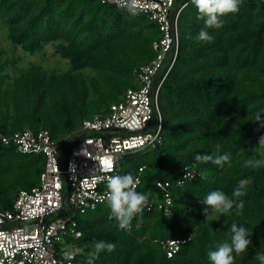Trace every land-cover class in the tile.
Masks as SVG:
<instances>
[{
  "label": "trees",
  "instance_id": "16d2710c",
  "mask_svg": "<svg viewBox=\"0 0 264 264\" xmlns=\"http://www.w3.org/2000/svg\"><path fill=\"white\" fill-rule=\"evenodd\" d=\"M177 3L185 4L177 18V51L157 97L161 141L121 155L117 164V175L138 176L136 190L155 204L132 220L130 231L110 218L108 202L76 214L80 264H87L98 241L116 248L101 252L94 264H211L208 252L230 242L232 223L251 234L247 250L233 252L234 264H259L256 254L264 253V167H245L250 157L264 158L257 151L264 127L253 121L264 116V2L241 0L237 13L222 17V28L208 29L211 42L195 39L204 22L191 0ZM0 20L13 45L34 54L51 44L69 65L64 71L37 62L19 67L17 57L0 54V133L47 129L53 140L120 101L155 57L152 44L161 35L147 15L100 0H0ZM225 153L231 159L223 167L192 166L197 154ZM44 161L42 154L0 143V209H12L20 190L39 185ZM187 168L198 174L184 177ZM242 179L252 180L238 198L244 201L242 214L232 209L207 218L213 210L205 214L206 194L220 190L231 197ZM156 181L170 184L168 211L156 204L163 201ZM188 235L167 257L163 243Z\"/></svg>",
  "mask_w": 264,
  "mask_h": 264
},
{
  "label": "built area",
  "instance_id": "2783aa9c",
  "mask_svg": "<svg viewBox=\"0 0 264 264\" xmlns=\"http://www.w3.org/2000/svg\"><path fill=\"white\" fill-rule=\"evenodd\" d=\"M100 1L118 6L115 0ZM175 4L176 0H139L137 12L159 26L161 35L152 44L156 55L139 69L134 87L126 89L106 113L83 119L77 130L61 140H53L47 129L0 133V143H11L21 153L42 154L45 159L39 185L20 190L12 209H0V264H80L81 247L75 241L82 232L74 216L108 202L107 177L117 175L121 155L161 141V115L159 111L157 118L155 113L159 110L158 91L175 58L177 18L185 5L181 4L173 23ZM195 174L198 172L188 168L184 171L186 178ZM181 183L183 180L178 181ZM156 185L163 191V201L156 204L168 211L170 184L156 181ZM64 194L68 209L62 203ZM154 204L155 199L150 198L147 205ZM190 238L164 242L167 257Z\"/></svg>",
  "mask_w": 264,
  "mask_h": 264
},
{
  "label": "clouds",
  "instance_id": "9594fccd",
  "mask_svg": "<svg viewBox=\"0 0 264 264\" xmlns=\"http://www.w3.org/2000/svg\"><path fill=\"white\" fill-rule=\"evenodd\" d=\"M121 9H125L132 14H136L139 0H115ZM198 12V19H202L204 27L200 29L195 39L199 42H211L214 37L209 34V28H222L224 20L222 17L235 14L239 11L241 0H191ZM260 127H264V116L257 114L253 120ZM257 151L264 157V135L259 137ZM231 159L228 153L223 155L197 154L194 157L193 167L198 163L212 162L223 167ZM245 167L260 168L264 167V158L257 159L250 157L245 161ZM139 183L138 178L131 173L125 175H110L107 177V200L111 210L110 218H115L121 230L130 231L132 220L137 216H142L145 206L149 202L148 194L139 192L136 187ZM252 183L251 179H242L234 189L232 196L229 197L223 191L214 190L206 194L202 203L205 207V214L209 208L219 214H227L235 209L237 215L242 214L244 201L238 199L246 195L247 187ZM230 242L225 241L216 246L215 250L208 252V259L211 264H234L236 254L247 250L251 241L247 239L251 234L236 223L230 225ZM116 248L114 243L98 241L94 245V251L88 254L87 264H94L99 254L103 251L109 253ZM259 264H264V253L258 252L255 257Z\"/></svg>",
  "mask_w": 264,
  "mask_h": 264
},
{
  "label": "rangeland",
  "instance_id": "374dc122",
  "mask_svg": "<svg viewBox=\"0 0 264 264\" xmlns=\"http://www.w3.org/2000/svg\"><path fill=\"white\" fill-rule=\"evenodd\" d=\"M6 26L0 20V51L1 58H16L18 59L17 65L20 67L27 66L30 63H40L44 69L51 70L55 69L57 71H64L68 68L67 60L61 58L54 52L53 45L46 44L43 49L34 54H29L24 52L20 47L13 45L6 37ZM86 74H93L90 69H85ZM217 213L211 211L207 218L216 217Z\"/></svg>",
  "mask_w": 264,
  "mask_h": 264
},
{
  "label": "water",
  "instance_id": "95a60500",
  "mask_svg": "<svg viewBox=\"0 0 264 264\" xmlns=\"http://www.w3.org/2000/svg\"><path fill=\"white\" fill-rule=\"evenodd\" d=\"M180 6H181V4H178V3H177V4H175V5L172 7V9H171V20L173 21V23H174V20H175V18H176L177 12L179 11ZM176 48H177V47H176ZM155 113H156L157 118L160 117V116H159V110H158V108H156ZM65 190L67 191V187H66ZM62 203H63V205H64V207H65L66 209L69 208V204H68L67 201H66V194L63 195Z\"/></svg>",
  "mask_w": 264,
  "mask_h": 264
}]
</instances>
